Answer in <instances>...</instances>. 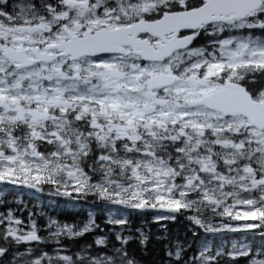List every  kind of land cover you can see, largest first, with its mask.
Segmentation results:
<instances>
[{"label": "snow or ice", "instance_id": "6c2138e0", "mask_svg": "<svg viewBox=\"0 0 264 264\" xmlns=\"http://www.w3.org/2000/svg\"><path fill=\"white\" fill-rule=\"evenodd\" d=\"M0 264H264V0H0Z\"/></svg>", "mask_w": 264, "mask_h": 264}, {"label": "trees", "instance_id": "16d2710c", "mask_svg": "<svg viewBox=\"0 0 264 264\" xmlns=\"http://www.w3.org/2000/svg\"><path fill=\"white\" fill-rule=\"evenodd\" d=\"M25 198V197H24ZM23 198V199H24ZM25 200L28 202L29 207L32 206L33 203H35V201H32L28 198H25ZM43 211V210H42ZM46 212L48 211L47 209L45 210ZM59 213L63 216L65 212L62 211V209L59 207L58 208ZM51 212H49L48 214H50ZM27 215V214H26ZM67 219L72 218V215L70 213H67L65 216ZM99 217H103V214H99ZM160 223H163L166 225L167 227V231L170 234H174L177 235L181 238H183L185 235L190 236L191 233L187 232V227H183L181 224V219H177L175 222L173 221H163V222H159V223H152L149 225V229H151L152 232L156 233V234H163L162 230L158 229V225H160ZM174 230V232H173ZM183 236V237H182Z\"/></svg>", "mask_w": 264, "mask_h": 264}, {"label": "flooded vegetation", "instance_id": "af4514ba", "mask_svg": "<svg viewBox=\"0 0 264 264\" xmlns=\"http://www.w3.org/2000/svg\"><path fill=\"white\" fill-rule=\"evenodd\" d=\"M63 212H65V210L69 207V206H64V205H60L59 206ZM76 209L80 212L81 216H85L86 219L88 218V214L91 212L93 215V218L96 220L97 223L98 220L99 221H103L105 219H107V216L105 214V211L97 205H84L82 207H76ZM99 214H103V217L101 219V217H99ZM135 218H132L131 220H134ZM146 222V219L143 218L140 220V223L144 225V223ZM101 227L105 229V231H107V226L104 225L103 223L101 224ZM85 239H91V237L86 236Z\"/></svg>", "mask_w": 264, "mask_h": 264}, {"label": "bare ground", "instance_id": "6f19581e", "mask_svg": "<svg viewBox=\"0 0 264 264\" xmlns=\"http://www.w3.org/2000/svg\"><path fill=\"white\" fill-rule=\"evenodd\" d=\"M25 198H27V197H25ZM25 198H24V199H25Z\"/></svg>", "mask_w": 264, "mask_h": 264}]
</instances>
